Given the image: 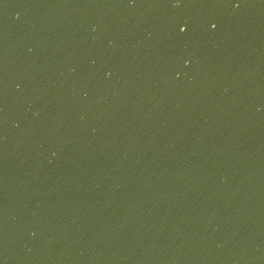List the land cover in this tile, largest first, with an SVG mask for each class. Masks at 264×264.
Here are the masks:
<instances>
[{"label":"water","instance_id":"1","mask_svg":"<svg viewBox=\"0 0 264 264\" xmlns=\"http://www.w3.org/2000/svg\"><path fill=\"white\" fill-rule=\"evenodd\" d=\"M0 264H264V0H0Z\"/></svg>","mask_w":264,"mask_h":264}]
</instances>
